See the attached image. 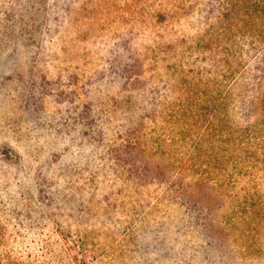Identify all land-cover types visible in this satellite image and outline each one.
<instances>
[{"label":"rangeland","instance_id":"rangeland-1","mask_svg":"<svg viewBox=\"0 0 264 264\" xmlns=\"http://www.w3.org/2000/svg\"><path fill=\"white\" fill-rule=\"evenodd\" d=\"M10 1L6 17L0 6V247L21 264H264L253 209L264 187L220 169L189 170L185 182L154 151L164 102L196 56L182 50L171 68L154 33L115 35L86 0Z\"/></svg>","mask_w":264,"mask_h":264},{"label":"trees","instance_id":"trees-1","mask_svg":"<svg viewBox=\"0 0 264 264\" xmlns=\"http://www.w3.org/2000/svg\"><path fill=\"white\" fill-rule=\"evenodd\" d=\"M86 1L85 9L111 26L115 35L126 29L132 35L141 29L154 33L166 46L158 53L173 52L171 68L181 63L182 50L202 63L192 70L194 75L181 77L179 94L164 102V132L154 148L161 162H167L162 165L168 164L173 176L185 182L189 170L233 172L259 194L258 185L264 187V0ZM10 3L0 0L6 8L1 16L8 15ZM192 19L197 24L193 20L190 29H177ZM196 157L221 161L213 166L196 163ZM204 180L198 179L202 184ZM253 209L255 227L264 228L259 195H254ZM0 264L21 262L0 247Z\"/></svg>","mask_w":264,"mask_h":264}]
</instances>
